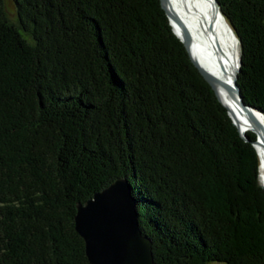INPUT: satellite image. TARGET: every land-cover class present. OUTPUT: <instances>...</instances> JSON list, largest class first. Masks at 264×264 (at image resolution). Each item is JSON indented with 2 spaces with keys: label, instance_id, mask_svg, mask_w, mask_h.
Segmentation results:
<instances>
[{
  "label": "trees",
  "instance_id": "16d2710c",
  "mask_svg": "<svg viewBox=\"0 0 264 264\" xmlns=\"http://www.w3.org/2000/svg\"><path fill=\"white\" fill-rule=\"evenodd\" d=\"M216 1L239 41L242 101L264 114V0ZM11 3L14 22L0 0V264H90L75 205L122 176L153 264H264L257 153L160 1Z\"/></svg>",
  "mask_w": 264,
  "mask_h": 264
},
{
  "label": "water",
  "instance_id": "95a60500",
  "mask_svg": "<svg viewBox=\"0 0 264 264\" xmlns=\"http://www.w3.org/2000/svg\"><path fill=\"white\" fill-rule=\"evenodd\" d=\"M160 7L165 11L166 19L169 22L172 33L182 43L184 49L190 58L191 63L199 71V75L211 86L210 88L216 94L219 102L221 99L218 92L214 89L216 84L223 83L225 79L214 76L211 71L202 67L196 56L195 43L187 37L186 30L180 25L177 26L174 22V10L171 7L170 0H159ZM215 10L224 18L221 11L218 9L216 0H212ZM7 7V2L4 0ZM232 29V28H231ZM188 40H186V37ZM237 38V37H236ZM238 41V39H237ZM239 45V41H238ZM239 51V50H238ZM240 51L237 61V67L233 79L231 80L232 92H234L235 99L240 111L245 115L244 117L249 121L250 127L246 129L254 136V140H250L246 133L239 131L237 122L232 117L230 109L223 104L227 111V116L232 120L237 127V132L245 141L250 142V146L255 149L257 159L259 160V170L261 167L260 157L264 159V114L253 109L251 106L243 103L238 91L236 83V74L240 67ZM259 113L262 120L256 116ZM258 170V174H259ZM260 175V174H259ZM261 187V183L259 184ZM264 188V187H262ZM130 185L126 181V177H118L110 181L101 191H96L92 197L84 203L75 205L76 213L73 217L74 227L76 233L83 239V248L90 264H153V256L150 248L152 247L151 239L143 235L137 224V212L134 208L135 200L130 195ZM142 234V235H141Z\"/></svg>",
  "mask_w": 264,
  "mask_h": 264
},
{
  "label": "bare ground",
  "instance_id": "6f19581e",
  "mask_svg": "<svg viewBox=\"0 0 264 264\" xmlns=\"http://www.w3.org/2000/svg\"><path fill=\"white\" fill-rule=\"evenodd\" d=\"M174 10L175 33L180 25L186 30L184 34L195 43L198 63L214 76L225 79L216 84L214 89L218 92L221 102L227 106L232 117L239 126V131L245 133L250 127L249 121L240 111L232 92L231 80L235 74L239 57L238 41L233 30L226 23L212 0H170ZM186 37V36H185ZM186 37V40H188ZM259 120L260 114L256 113ZM259 182L264 187V159L260 157Z\"/></svg>",
  "mask_w": 264,
  "mask_h": 264
},
{
  "label": "rangeland",
  "instance_id": "374dc122",
  "mask_svg": "<svg viewBox=\"0 0 264 264\" xmlns=\"http://www.w3.org/2000/svg\"><path fill=\"white\" fill-rule=\"evenodd\" d=\"M7 7H6V14L10 18L12 22L16 20V16L14 15V6L13 3H11V0H6ZM260 183V182H259ZM210 264H218L217 262H210Z\"/></svg>",
  "mask_w": 264,
  "mask_h": 264
}]
</instances>
